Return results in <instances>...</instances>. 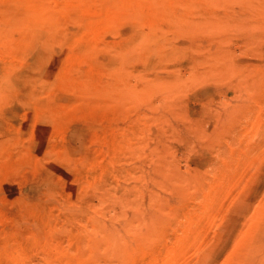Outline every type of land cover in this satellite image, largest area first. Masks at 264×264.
Returning <instances> with one entry per match:
<instances>
[{
	"label": "rangeland",
	"instance_id": "rangeland-1",
	"mask_svg": "<svg viewBox=\"0 0 264 264\" xmlns=\"http://www.w3.org/2000/svg\"><path fill=\"white\" fill-rule=\"evenodd\" d=\"M0 264H264V0H0Z\"/></svg>",
	"mask_w": 264,
	"mask_h": 264
}]
</instances>
